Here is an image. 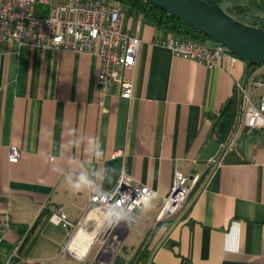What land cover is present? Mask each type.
<instances>
[{
    "label": "crops",
    "instance_id": "0c3cea01",
    "mask_svg": "<svg viewBox=\"0 0 264 264\" xmlns=\"http://www.w3.org/2000/svg\"><path fill=\"white\" fill-rule=\"evenodd\" d=\"M120 27L141 40L129 100L101 97L92 55L0 44V222H9L0 230V264L19 247L20 227L45 209L63 213L68 226L62 237L46 235L48 224L60 226L48 222L27 260L77 261L60 248L72 238L81 252L82 229L96 224L87 221L90 194L111 190L122 172L156 192L126 227L125 239L134 230L146 243L134 264H264V129H243L224 161L211 163L233 131L245 64L209 69L174 57L156 45L169 33L125 12ZM88 139L99 156L87 151ZM10 146L19 149L16 163L8 162ZM175 170L199 183L176 214L158 219ZM82 172L90 183L77 189Z\"/></svg>",
    "mask_w": 264,
    "mask_h": 264
},
{
    "label": "built area",
    "instance_id": "2783aa9c",
    "mask_svg": "<svg viewBox=\"0 0 264 264\" xmlns=\"http://www.w3.org/2000/svg\"><path fill=\"white\" fill-rule=\"evenodd\" d=\"M123 15L119 2L107 0H0V44L14 43L92 55L99 61L95 81L101 97L115 95L129 100L132 97L133 80L128 73L136 64L141 40L121 29ZM156 45L167 49L174 57L195 61L209 69L238 61L224 47L210 46L208 41L182 40L171 35ZM235 92L240 100L239 116L229 142L211 161L217 165L224 161L243 129H264V65L248 73L245 80L237 82ZM99 104L102 105V100ZM19 156L18 147L10 146L8 162L16 163ZM197 179L198 175L189 179L175 170L171 191L158 219L173 216L181 209ZM155 196L154 190L122 172L111 190L90 194L86 210L90 208L104 212V224L109 233L116 232L128 225L134 226L139 219L137 212L146 209ZM48 222L56 226H68L63 213H52ZM8 227L7 219L0 222L2 232ZM71 239L61 247L60 256L69 255L83 264H108L113 260V254L102 257L101 250L92 262L85 261L97 237L83 257L66 250ZM21 264L33 263L25 260Z\"/></svg>",
    "mask_w": 264,
    "mask_h": 264
},
{
    "label": "water",
    "instance_id": "95a60500",
    "mask_svg": "<svg viewBox=\"0 0 264 264\" xmlns=\"http://www.w3.org/2000/svg\"><path fill=\"white\" fill-rule=\"evenodd\" d=\"M205 35L210 46L224 47L245 64L243 80L251 66L264 65V29L243 24L226 14L215 0H143ZM128 227H130L128 225ZM15 243L5 264L13 257Z\"/></svg>",
    "mask_w": 264,
    "mask_h": 264
},
{
    "label": "trees",
    "instance_id": "16d2710c",
    "mask_svg": "<svg viewBox=\"0 0 264 264\" xmlns=\"http://www.w3.org/2000/svg\"><path fill=\"white\" fill-rule=\"evenodd\" d=\"M108 2H119L122 7H124L123 12L128 15L139 18L142 22L153 28H158L166 31L172 36H175L182 40H193L197 42H207L209 39L195 30L188 24L174 17H171L166 12L146 3L143 0H107ZM221 9L231 16L233 19L246 24L248 26L264 29V0H215ZM262 65L251 66L249 69V74ZM240 111V100H235V105L233 108V119H232V129H234ZM200 177L197 179L190 194L198 185ZM190 196V195H189ZM51 212L46 209L43 210L39 217L37 218L34 225L30 228L20 227L19 236L20 244L17 248V255L14 256L10 264H21L23 260L29 258L31 251L35 245V241L39 238L44 226L48 223L51 216ZM40 224L38 230L37 226ZM144 253H140L134 263L138 262L144 257ZM134 257V255H133ZM133 257L126 264H134ZM117 258V257H116ZM114 260H116L114 258ZM117 261V260H116Z\"/></svg>",
    "mask_w": 264,
    "mask_h": 264
},
{
    "label": "rangeland",
    "instance_id": "374dc122",
    "mask_svg": "<svg viewBox=\"0 0 264 264\" xmlns=\"http://www.w3.org/2000/svg\"><path fill=\"white\" fill-rule=\"evenodd\" d=\"M137 214L139 216V211L137 212ZM139 220H140V216H139L137 223L139 222ZM85 224H86V222H85ZM86 226H87V224H86ZM96 226H97V224H94V226L88 231L93 232L96 229ZM47 227H49V228H48V231L45 233V229ZM79 227L80 226H78L75 229L73 234L77 232ZM46 228L44 229V234H46V235H48V232H54V233H56L57 237H62L63 232H64L62 224H60L59 227H53V226L48 224L46 226ZM126 232H127V230H126V228H124L121 230H117L116 232L114 231V232L109 233V230L107 229V225L104 224L101 227V229H99V231L96 235L97 241L94 244L92 243L93 245L91 246L92 247L91 252L85 258V261L92 262L95 259V257L97 256L98 252H100L102 250V257L107 256L109 254H113V260H114V258L117 261L120 259H123V260H125L126 263H128V261H130L134 255V257H133V263H134V261L137 259V257L140 255L141 252L144 254L146 253L145 252L146 251V243L145 242H144V244L141 243V241L143 239V235L138 234L134 230H132L130 232V234L128 235V237L125 239ZM73 234H72V236H73ZM114 235H115V237H114ZM96 237H95V239H96ZM95 239H94V241H95ZM115 245H117L116 250H110ZM59 252H60V250H59ZM67 256H69V255H67ZM35 258L36 257L34 256L33 261L38 262V260H36ZM23 261H25V260H23ZM68 261H69V264H83L82 262L73 261V260L71 261L70 259H68ZM31 263H33V262H31ZM101 264H102V262H101ZM109 264H111V263H109Z\"/></svg>",
    "mask_w": 264,
    "mask_h": 264
},
{
    "label": "bare ground",
    "instance_id": "6f19581e",
    "mask_svg": "<svg viewBox=\"0 0 264 264\" xmlns=\"http://www.w3.org/2000/svg\"><path fill=\"white\" fill-rule=\"evenodd\" d=\"M105 218H106V214L104 212H98V211L90 212L87 216V221H94L97 224L96 230H94L93 232H88L86 228L82 229V234L79 237V241L81 245V249H80L81 252L77 250L78 248L74 245L73 240L70 241L66 250L75 252L77 255L83 257L87 253L90 246L92 245L99 229H101V227L103 226ZM116 248H117V245H115L110 250H116ZM85 251L86 253H84Z\"/></svg>",
    "mask_w": 264,
    "mask_h": 264
},
{
    "label": "clouds",
    "instance_id": "9594fccd",
    "mask_svg": "<svg viewBox=\"0 0 264 264\" xmlns=\"http://www.w3.org/2000/svg\"><path fill=\"white\" fill-rule=\"evenodd\" d=\"M87 151L92 154V155H95V156H99L101 153H100V150L95 142L94 139H88V149ZM90 181L88 179V177L82 172L80 175H79V178L77 181H75L73 183V186L77 189H79L82 185H85V184H89Z\"/></svg>",
    "mask_w": 264,
    "mask_h": 264
}]
</instances>
